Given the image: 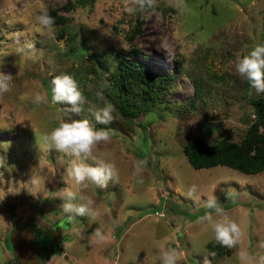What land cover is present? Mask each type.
I'll return each mask as SVG.
<instances>
[{"label": "rangeland", "instance_id": "rangeland-1", "mask_svg": "<svg viewBox=\"0 0 264 264\" xmlns=\"http://www.w3.org/2000/svg\"><path fill=\"white\" fill-rule=\"evenodd\" d=\"M66 1L0 0V74L12 77L11 90L0 93V264H27L8 246L23 238L19 228L27 222L61 235L62 247L38 264H160L168 249L181 254L180 264H211L205 244L214 232L200 220L210 196L244 233L242 243L215 264H238L241 247L264 256V169L248 173L223 163L196 168L183 151L194 136L208 143L239 141L253 119V100L262 94L235 65L264 45V0H185L183 13L175 0H157L154 11L135 15L126 11L129 0H71L74 6L61 7ZM38 5L69 20L49 33L36 21ZM138 16L141 30L130 38ZM116 53L172 73L151 107L137 115L124 116L116 105ZM63 74L77 80L92 104L114 105L113 121L97 124L87 105L78 116L65 110L67 104L33 102L36 93L50 101L52 80ZM57 116L112 131L97 154H110L117 183L107 189L74 185L66 175L72 157L45 140L58 126ZM210 122L218 124L207 131ZM141 160L147 164L135 174ZM192 185L195 203L187 198ZM62 189L91 197L101 215L96 221L69 218L60 207ZM229 191L234 201L225 200ZM97 230L104 241L93 237Z\"/></svg>", "mask_w": 264, "mask_h": 264}, {"label": "clouds", "instance_id": "clouds-1", "mask_svg": "<svg viewBox=\"0 0 264 264\" xmlns=\"http://www.w3.org/2000/svg\"><path fill=\"white\" fill-rule=\"evenodd\" d=\"M156 6L157 0H129L126 11L135 15L137 12L154 11ZM174 6L181 13L188 10L185 0H175ZM38 10L37 23L49 33L53 32L54 17L43 5H38ZM25 46L30 50L35 47L30 42H27ZM235 72L247 80L256 94H264V45H256L247 55L239 58L235 65ZM11 79L10 75L0 74V93L11 90ZM52 85L50 101L46 93H36L33 102L37 104L50 102L53 105L67 104L70 105V108L65 110L78 116L85 111L84 106L87 105V111L94 117L97 124L107 125L113 121L114 105L108 103L102 107H97L92 104L87 100L77 80L72 75L56 76L52 80ZM57 120L59 121L58 126L45 137V140L50 143L51 147L54 146L65 156L72 157L66 175L74 182V185L80 189H87L89 184H94L98 188L107 189L110 182L117 183L119 172L115 162L110 159V154L106 152L97 154L100 145L111 142L112 131L106 128H96L88 119L64 120L57 116ZM146 164V160L138 161L135 174H139ZM61 191L63 194L60 198L63 203L60 207L69 218L86 216L90 221H96L101 215L99 209L94 206L95 201L91 197L78 195L76 191L70 189H62ZM196 193L197 186L192 185L187 192V198L192 199L194 203L197 202ZM234 199L235 194L233 192L225 193V200L234 201ZM204 207L207 211L200 217V220L211 226L215 241L222 247L229 249L240 245L244 236L241 226L228 216L224 207L218 203L217 198L215 196L208 197ZM93 237H98L101 242L105 240L104 234L100 233L99 230L95 232ZM236 257L238 264H264V256L257 258L243 247L239 248ZM180 261L181 254L176 249L161 251L160 264H180Z\"/></svg>", "mask_w": 264, "mask_h": 264}, {"label": "trees", "instance_id": "trees-1", "mask_svg": "<svg viewBox=\"0 0 264 264\" xmlns=\"http://www.w3.org/2000/svg\"><path fill=\"white\" fill-rule=\"evenodd\" d=\"M72 6H74L73 2L67 0L61 7ZM47 11L54 17L55 25H61L69 20L65 14L58 13L56 8ZM143 21V16L136 18L128 37L135 36L141 30ZM116 59L112 86L117 93L116 105L119 111L124 116H131L148 110L162 89L170 83L172 73H160L144 61L135 58L127 60L119 53H116ZM102 86L99 84V87ZM135 96L138 98L135 99ZM253 107V119L239 141L220 138L208 143L201 136L189 139L184 144L183 151L191 166L199 168L223 163L248 173L262 171L264 169V94L253 100ZM140 125L144 132L143 138L146 139L145 127L141 123ZM94 126L99 128L97 125ZM10 245L14 243L9 242L8 246ZM205 247L209 252L211 264H215L216 259L231 252V249L219 245L215 238L209 239Z\"/></svg>", "mask_w": 264, "mask_h": 264}, {"label": "water", "instance_id": "water-1", "mask_svg": "<svg viewBox=\"0 0 264 264\" xmlns=\"http://www.w3.org/2000/svg\"><path fill=\"white\" fill-rule=\"evenodd\" d=\"M218 123L210 122L204 125V129L207 131L213 130ZM24 225L25 227H20L19 229L23 231V238L14 240V250L15 254L18 256L20 260L28 263H41L44 261L46 253L48 250H52L54 252H58L59 248L56 246L55 241L60 240V232L54 229H42L34 222H27ZM18 233L17 231H13V233ZM51 239L49 243H45L46 238ZM20 240V241H19ZM24 240V243L21 241ZM21 245V247L19 246ZM30 260V261H29Z\"/></svg>", "mask_w": 264, "mask_h": 264}, {"label": "flooded vegetation", "instance_id": "flooded-vegetation-1", "mask_svg": "<svg viewBox=\"0 0 264 264\" xmlns=\"http://www.w3.org/2000/svg\"><path fill=\"white\" fill-rule=\"evenodd\" d=\"M56 230V229H55ZM45 240H47V241H45V243H49V241H52L51 239H48V237L45 239ZM59 242L60 241H55V242H53V243H55L56 244V246H58V247H62V245L61 244H59ZM50 253H54V251H52V250H48L47 251V253H46V256L48 255V254H50ZM46 256H45V258H46ZM45 260V259H44ZM21 261H23V260H21ZM30 261V260H29ZM24 262V261H23ZM27 264H35V263H28V261L26 262Z\"/></svg>", "mask_w": 264, "mask_h": 264}]
</instances>
